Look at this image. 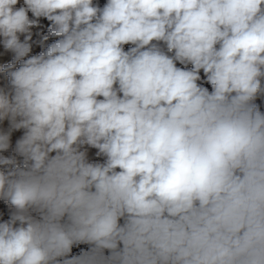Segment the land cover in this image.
<instances>
[{"label":"clouds","instance_id":"clouds-1","mask_svg":"<svg viewBox=\"0 0 264 264\" xmlns=\"http://www.w3.org/2000/svg\"><path fill=\"white\" fill-rule=\"evenodd\" d=\"M20 3L0 0V264H264V0ZM41 17L60 38L29 56Z\"/></svg>","mask_w":264,"mask_h":264},{"label":"rangeland","instance_id":"rangeland-1","mask_svg":"<svg viewBox=\"0 0 264 264\" xmlns=\"http://www.w3.org/2000/svg\"><path fill=\"white\" fill-rule=\"evenodd\" d=\"M93 3L95 5H98L99 7L102 8L107 3V0H93ZM20 6H23V0H21L20 4L16 5L17 8L20 7ZM29 17L32 18L31 13H29ZM50 23L51 22L47 21L46 18L41 17V18H39L38 24L35 27L30 29L31 34H32V40L30 41V43L32 44V50L29 53V56L39 54L40 52L44 51L49 44L54 43L57 39L60 38V37L48 36ZM46 36H47V39H45ZM21 39L23 40V36H21ZM133 46L134 45H131V44L124 45V50L127 51L128 47H133ZM13 56H14L13 53L6 52L4 50V48H3V45L0 44V61L3 60L2 62H6V61L7 62H12ZM17 64H19V62ZM185 67L187 69H191L192 65L191 64H188L186 66L182 65L179 68H185ZM1 71L2 70H0V72ZM200 75H201V80L198 81L197 83L202 85L203 87L208 88L209 91L211 92L212 91L211 85L206 81V77H205V75L203 73V70H201ZM0 83H1L0 84V89L7 90L9 88V86H10L7 83L6 84H4L2 82H0ZM255 102L260 105V110H261L262 113H264V96H259ZM6 121L9 122L8 120H6ZM9 127H10V125L8 127H6V128H9ZM6 128H5V130H7ZM1 129L2 128L0 126V130ZM24 131H25L24 129H20V130H15V131H13L11 133V138H10L11 149L15 148L16 141L23 136ZM85 147L87 149V158H88L89 162H91V163H104L105 162L106 157H104L102 155H97V152H98L97 149L91 148V147H88V146H85ZM11 149L8 152L3 153V155L8 156V157L12 156L13 152L11 151ZM54 154L55 153H53L52 155H54ZM17 161H18V164H20V166L22 167L23 166V164H22L23 158L20 157V156H17ZM6 167L7 166L0 165V170H4ZM121 220H122V218H121ZM121 220L119 222H121ZM86 246L87 247L84 248L85 250L83 249V251H86V250H88V249H90L92 247L89 244H87ZM121 246L123 247L122 244L119 245L120 248H121ZM73 249H74V251H73ZM73 249H72L73 255H78L77 250H76V248L74 246H73ZM108 251L109 252H106V250H104V254L105 255H109L110 254V250H108Z\"/></svg>","mask_w":264,"mask_h":264},{"label":"bare ground","instance_id":"bare-ground-1","mask_svg":"<svg viewBox=\"0 0 264 264\" xmlns=\"http://www.w3.org/2000/svg\"><path fill=\"white\" fill-rule=\"evenodd\" d=\"M153 43H158L159 46L169 55H173L174 53H168L167 52V48H166V45L161 41V42H156V41H153ZM131 48V47H128V49ZM127 49V50H128ZM3 60L0 61V68L3 69L4 65L6 64H9L11 62H2ZM5 61V60H4ZM176 66L177 67H181L182 64H180L178 61L176 62ZM17 67H19V64H17ZM8 75L6 74V72H0V82L4 83V84H9V79H8ZM262 83H264V81H262ZM1 84V83H0ZM10 124L9 122H7L6 120L3 121L2 123H0V126H1V130H5L6 127H8ZM8 129V128H6ZM100 159V158H99ZM14 211V209L12 208V206H10L7 202L3 201V200H0V222H3L7 219L10 218V214L11 212ZM66 219V218H65ZM121 225L124 223V219L122 218L121 222H119ZM87 244L86 243H82V244H79V245H74V247L76 248L77 250V253L80 254L84 248H86ZM122 248V246H121ZM73 249V248H72ZM75 250V251H76ZM85 250V249H84ZM106 252H109L108 249H105ZM74 251V249H73ZM71 255H73V253H71Z\"/></svg>","mask_w":264,"mask_h":264}]
</instances>
